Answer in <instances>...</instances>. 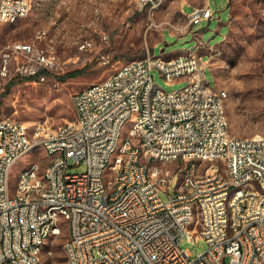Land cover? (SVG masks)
<instances>
[{"label":"built area","instance_id":"built-area-1","mask_svg":"<svg viewBox=\"0 0 264 264\" xmlns=\"http://www.w3.org/2000/svg\"><path fill=\"white\" fill-rule=\"evenodd\" d=\"M138 1L155 11L154 0ZM31 9L32 0H0V24L15 15L28 17ZM188 16V32L197 35L194 27L214 19L215 12L195 6ZM200 46L191 48V57L176 55L171 63L149 59V52L123 63L77 91L76 118L60 125L29 126L0 116V264H37L39 222L59 232L55 218L66 216H74L73 237L66 242L77 243L67 264H264V167H256L251 155V144L260 137L231 134L228 116L221 114L228 90L208 82L205 71L212 59L200 55ZM10 50L26 56L32 76L57 64L53 53H36L32 43L16 42L0 50L3 77L15 63L17 71L24 68ZM170 67H178L177 79L166 78ZM154 69L186 84L158 95ZM123 73H131L130 82H123ZM197 77H204L202 87H193ZM147 86H154L153 97H145ZM175 93L184 95L181 107H174ZM191 101L211 103L208 116H195ZM216 115H225L227 128L216 124ZM137 119H144V129H136ZM122 122H129L127 137H120ZM174 122L183 123L182 132H174ZM30 128H39V135L29 136ZM162 134H169V142H162ZM228 139H235L236 152H229ZM161 143H168L167 163H190L176 188V172L159 163ZM35 152L50 156V165L33 178L34 160L32 171H24L23 196L11 195V166ZM230 155H239V163L228 165ZM82 163L84 171L69 172ZM232 188H241V195L234 216H226L220 202ZM49 205H58L59 214H51ZM226 226H233V234H226ZM184 240H205L208 247L194 256Z\"/></svg>","mask_w":264,"mask_h":264},{"label":"rangeland","instance_id":"rangeland-1","mask_svg":"<svg viewBox=\"0 0 264 264\" xmlns=\"http://www.w3.org/2000/svg\"><path fill=\"white\" fill-rule=\"evenodd\" d=\"M185 1L162 0L161 6L151 12L138 0H32L28 17L0 24V50L16 42L32 43L36 53L42 50L53 53L57 64L54 68L39 69L32 77L26 56L10 50L11 57L24 68L17 71L15 63L8 76H0V116L15 118L29 126L40 121L57 126L74 120V95L80 89L108 77L125 62L145 57L148 52L170 58L180 50H189L201 37L214 46L207 53L197 49L205 54V59L213 56L211 66L205 71L207 80L212 87L216 85L229 93L225 112L231 134L264 137V0H211L215 18L194 27L202 32L200 36L198 32L197 35L188 32V19L182 14ZM193 1L201 4L203 0ZM189 9L186 6L185 12ZM170 31L181 37L171 36ZM75 70L81 73L61 79ZM153 75L155 82L167 92L186 84L182 79L167 80L158 69L153 70ZM128 126L129 123L124 134ZM34 160L45 166L49 158L43 152H35L28 155L27 161L22 159L12 171V192L19 169ZM159 163L164 169L176 172L174 188L180 183L181 171L190 165L183 160ZM85 169L86 164L82 163L70 167L69 172ZM160 194L164 199L169 197L163 190ZM67 236L65 231L45 243L42 264L66 263ZM183 245L194 256L208 247L205 240H184Z\"/></svg>","mask_w":264,"mask_h":264},{"label":"bare ground","instance_id":"bare-ground-1","mask_svg":"<svg viewBox=\"0 0 264 264\" xmlns=\"http://www.w3.org/2000/svg\"><path fill=\"white\" fill-rule=\"evenodd\" d=\"M162 3V0H154V10ZM26 17L23 15H15L10 19L12 23L17 21L18 19ZM189 25L191 26V18L189 17ZM183 57H191V50H189ZM161 57V60H164V63H171L172 58H164L162 56L155 55V52H149V59H156ZM178 77V67H170L166 69V78L167 79H177ZM131 81V73H123V82ZM204 85V77H197V79H193V87H202ZM156 94L158 95H167L168 92L165 91L160 85H156ZM154 96V86H147L145 89V97H153ZM229 96V93H228ZM181 104H184V95L182 93H175L174 99V107H181ZM226 101H222L221 106V114H226L225 112ZM191 108H195V116L204 117L208 116L211 111V103H202V101H191ZM229 121V120H228ZM129 122H122L120 126V137H127V133L124 134V128L126 124ZM216 124L220 126V128H227V118L225 115H216ZM129 126L127 128L128 132ZM136 129H144V119H137L136 121ZM183 123L182 122H174V132H182ZM39 135V128H30L29 136H37ZM244 139H258L260 137L259 142H252L251 144V155L252 161L256 167H264V137H241ZM162 142H169V134H162ZM260 144L262 148V155L260 153ZM229 152H236V143L235 139H228ZM168 150V143H161L158 145V158L160 161H167V156H165L166 151ZM49 161L47 165H43L39 160L37 161V166L33 171V178H40L41 175L46 172V166L50 165V156H48ZM176 161V159H169V161ZM239 163V155H230L228 158V165H236ZM16 165H12L9 170V192L13 196H23V181H24V171H32L34 167V162H29L24 165L23 170L21 168L18 171V175L16 177V186L15 190L12 192L11 190V175L12 171ZM241 195V188H232L228 190L226 199H221L220 202V211L226 212V216H234V205L236 199ZM49 212L51 214H59L58 205H49ZM74 216H66L63 220L62 218H55V229H58L59 232H54V228H46V222H39V230H43L41 233L40 241L37 244V248L33 249V256L37 259V264H42V248L45 243L52 237L56 235H61L66 231L68 236L66 241H68L71 237H73L74 233ZM226 234H233V226H226ZM64 243V251L66 253V263L67 257L70 254V251H77V243ZM70 264H77V261H70Z\"/></svg>","mask_w":264,"mask_h":264},{"label":"crops","instance_id":"crops-1","mask_svg":"<svg viewBox=\"0 0 264 264\" xmlns=\"http://www.w3.org/2000/svg\"><path fill=\"white\" fill-rule=\"evenodd\" d=\"M160 6H161V5H160ZM160 6H159V7H160ZM186 6H189V7H190V9L188 10L187 13L185 12V7H186ZM195 6H210V7H211V0H203L201 4L195 3L193 0H186V1H185L184 5H183V9H182V14H183V16H186L187 19H188V23H187V28H188V29H190V25H189V16H188V15L191 13L192 9H193ZM211 8H212V7H211ZM212 10H213V9H212ZM213 20H214V19H211V20H205V21L212 22ZM203 22H204V21H203ZM203 22H202V23H203ZM231 22H232V20H231V12H230L229 19H228V25H229V28H230ZM197 32L199 33L198 36H200V34L202 33V32H200L199 30H198ZM187 33H188V32H187ZM187 33H185V34H187ZM170 34H171V36L177 35V34L172 33L171 31H170ZM185 34H184V35H185ZM184 35H182V36H184ZM164 36H165V32H164ZM177 36H178V35H177ZM226 36H227V35H226ZM226 36H225V38H226ZM178 37H181V36H178ZM225 38H224V39H225ZM198 39H199V41H198L197 44H199V42H202V43H203V46H200V49L205 50V53H207V51H209V50H213V47H214V46H213V47H212V46H209L207 43L204 42V40L201 39V37H198ZM223 41H224V40H223ZM166 44H167V43H166ZM189 50H191V49H189ZM189 50H180L179 52L175 53V54H174L173 56H171L170 58H172V57H174V56H176V55H179V54H186V53L189 52ZM200 55H205V54H203V52H200ZM209 58L212 59L213 56L211 55Z\"/></svg>","mask_w":264,"mask_h":264},{"label":"trees","instance_id":"trees-1","mask_svg":"<svg viewBox=\"0 0 264 264\" xmlns=\"http://www.w3.org/2000/svg\"><path fill=\"white\" fill-rule=\"evenodd\" d=\"M81 73V70H75L72 72H68L67 74H65L64 76H62L61 79L66 80L68 77H76ZM35 77V76H32Z\"/></svg>","mask_w":264,"mask_h":264}]
</instances>
